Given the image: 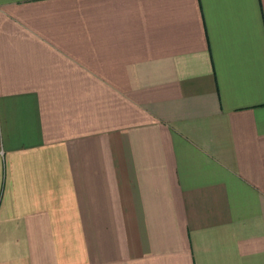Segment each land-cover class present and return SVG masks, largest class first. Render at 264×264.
<instances>
[{
    "label": "crops",
    "instance_id": "0c3cea01",
    "mask_svg": "<svg viewBox=\"0 0 264 264\" xmlns=\"http://www.w3.org/2000/svg\"><path fill=\"white\" fill-rule=\"evenodd\" d=\"M0 264H264V0H0Z\"/></svg>",
    "mask_w": 264,
    "mask_h": 264
}]
</instances>
